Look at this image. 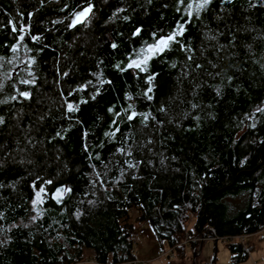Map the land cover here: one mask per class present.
Returning <instances> with one entry per match:
<instances>
[{
	"label": "trees",
	"instance_id": "1",
	"mask_svg": "<svg viewBox=\"0 0 264 264\" xmlns=\"http://www.w3.org/2000/svg\"><path fill=\"white\" fill-rule=\"evenodd\" d=\"M145 223L264 231V0H0V264H130Z\"/></svg>",
	"mask_w": 264,
	"mask_h": 264
},
{
	"label": "rangeland",
	"instance_id": "2",
	"mask_svg": "<svg viewBox=\"0 0 264 264\" xmlns=\"http://www.w3.org/2000/svg\"><path fill=\"white\" fill-rule=\"evenodd\" d=\"M87 12L84 15L79 16V22L84 20ZM150 52H155V47L151 48ZM242 199H231V203L238 209L242 206ZM143 228L146 230V234L140 238L138 256L141 259H156L164 252H168L169 249L165 246V250L160 246L155 236L152 226L149 223H145ZM189 228H194V221L190 223ZM249 251V258L245 261L235 264H264V231L252 234L245 239L243 244ZM172 254V253H170ZM172 258L165 256L160 260H156L152 264H234L232 263V253L230 252L228 245L222 240L216 242L215 240H209L204 245H199L197 251H193L192 248L186 249V256L172 254Z\"/></svg>",
	"mask_w": 264,
	"mask_h": 264
},
{
	"label": "built area",
	"instance_id": "3",
	"mask_svg": "<svg viewBox=\"0 0 264 264\" xmlns=\"http://www.w3.org/2000/svg\"><path fill=\"white\" fill-rule=\"evenodd\" d=\"M146 234V230L145 229H141V230H138V231H135V232H132L130 234V241L132 242L133 244V252L135 254V259L130 262V264H152L153 262H155L156 260H160L162 258H164L165 256H167L168 254L171 253V250H169L168 252H164L161 256H159L158 258L156 259H141L139 256H138V248H139V242H140V238L142 236H144ZM247 237L246 236H231V237H224L222 239V241L224 243H242L244 244L245 242V239ZM192 239H187V242L188 241H191ZM198 241H201V244L204 242V241H209V240H216V238H206L204 236H202L201 238L197 239ZM185 242V243H187ZM83 264H98V262L96 261H89V259H86Z\"/></svg>",
	"mask_w": 264,
	"mask_h": 264
},
{
	"label": "snow or ice",
	"instance_id": "4",
	"mask_svg": "<svg viewBox=\"0 0 264 264\" xmlns=\"http://www.w3.org/2000/svg\"><path fill=\"white\" fill-rule=\"evenodd\" d=\"M205 2H210V0H205ZM88 11V10H86ZM85 13H81L80 15H84ZM76 22H79V16L77 17V21ZM182 27V26H181ZM173 37L172 36H169L167 39H161L159 41V43L157 45H155L154 47L157 49V50H162V46L163 47H167V44H168V41L169 40H172ZM152 49L150 48L149 51H151ZM131 66V65H130ZM138 66V65H137ZM70 110H71V106H69ZM131 119V117H129Z\"/></svg>",
	"mask_w": 264,
	"mask_h": 264
},
{
	"label": "water",
	"instance_id": "5",
	"mask_svg": "<svg viewBox=\"0 0 264 264\" xmlns=\"http://www.w3.org/2000/svg\"><path fill=\"white\" fill-rule=\"evenodd\" d=\"M201 246H202V244H201Z\"/></svg>",
	"mask_w": 264,
	"mask_h": 264
}]
</instances>
